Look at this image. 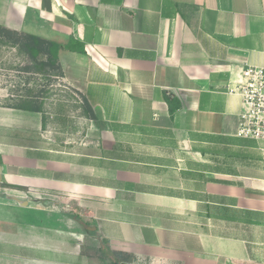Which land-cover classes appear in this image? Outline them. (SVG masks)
I'll return each instance as SVG.
<instances>
[{
  "label": "crops",
  "instance_id": "0c3cea01",
  "mask_svg": "<svg viewBox=\"0 0 264 264\" xmlns=\"http://www.w3.org/2000/svg\"><path fill=\"white\" fill-rule=\"evenodd\" d=\"M0 26L58 44L95 115L0 76V264H264V144L236 136L264 0H0Z\"/></svg>",
  "mask_w": 264,
  "mask_h": 264
},
{
  "label": "rangeland",
  "instance_id": "374dc122",
  "mask_svg": "<svg viewBox=\"0 0 264 264\" xmlns=\"http://www.w3.org/2000/svg\"><path fill=\"white\" fill-rule=\"evenodd\" d=\"M6 51L8 50L0 49L1 85L7 87L10 93H16L17 96L20 95L21 97L17 98L19 103L34 104L40 102L43 104L46 101L45 98H52V100L49 101V105L57 114L54 118L57 124L56 126H62L67 130L71 129L74 132L75 129L79 127L78 120L80 118V112L78 108L82 106L79 97L74 96V92L69 89L60 78L40 73L19 71V68L31 66V63H29L24 55H22V58H16L13 52L8 56ZM3 103L14 104L15 101L14 99H10ZM61 110L62 112L68 113L63 116L61 115ZM21 216L22 215L19 214L20 218ZM31 218V216H22L23 220H29ZM109 254L106 248L95 249L90 246L84 249L83 255L88 258L102 259L109 256Z\"/></svg>",
  "mask_w": 264,
  "mask_h": 264
},
{
  "label": "trees",
  "instance_id": "16d2710c",
  "mask_svg": "<svg viewBox=\"0 0 264 264\" xmlns=\"http://www.w3.org/2000/svg\"><path fill=\"white\" fill-rule=\"evenodd\" d=\"M0 43L8 44L12 47L18 48L20 52L28 59L31 66H25L22 68L25 72H34L45 74L47 76L60 78L63 76L61 67L58 62V53L60 46L56 43L44 41L38 37L29 35H19L15 32H11L0 26ZM43 58V59H41ZM9 106V104H6ZM30 108L32 111H40L42 103H30L23 104ZM84 114L88 118H95V115L87 103V101H82V106ZM110 255H117L116 253H110ZM115 258V257H114ZM103 259V258H102ZM123 261L128 260V257H124ZM115 262L118 260L115 258Z\"/></svg>",
  "mask_w": 264,
  "mask_h": 264
},
{
  "label": "built area",
  "instance_id": "2783aa9c",
  "mask_svg": "<svg viewBox=\"0 0 264 264\" xmlns=\"http://www.w3.org/2000/svg\"><path fill=\"white\" fill-rule=\"evenodd\" d=\"M243 77L237 93L245 111L240 115L236 136L264 144V68L246 67Z\"/></svg>",
  "mask_w": 264,
  "mask_h": 264
},
{
  "label": "water",
  "instance_id": "95a60500",
  "mask_svg": "<svg viewBox=\"0 0 264 264\" xmlns=\"http://www.w3.org/2000/svg\"><path fill=\"white\" fill-rule=\"evenodd\" d=\"M2 174V167L0 166V181H1V175Z\"/></svg>",
  "mask_w": 264,
  "mask_h": 264
}]
</instances>
